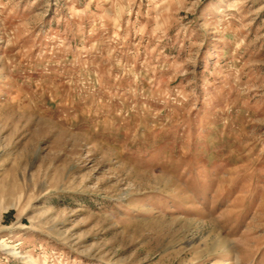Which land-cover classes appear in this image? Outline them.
<instances>
[{
    "label": "rangeland",
    "instance_id": "374dc122",
    "mask_svg": "<svg viewBox=\"0 0 264 264\" xmlns=\"http://www.w3.org/2000/svg\"><path fill=\"white\" fill-rule=\"evenodd\" d=\"M0 264H264V0H0Z\"/></svg>",
    "mask_w": 264,
    "mask_h": 264
}]
</instances>
